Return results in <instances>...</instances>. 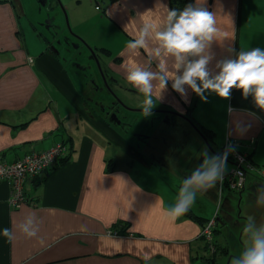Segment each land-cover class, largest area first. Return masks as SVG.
<instances>
[{
	"label": "crops",
	"instance_id": "1",
	"mask_svg": "<svg viewBox=\"0 0 264 264\" xmlns=\"http://www.w3.org/2000/svg\"><path fill=\"white\" fill-rule=\"evenodd\" d=\"M77 2L73 26L84 43L72 37L73 44L55 19L47 39L23 8L0 0V155L13 162L66 145L63 163L25 183L30 205L12 209L10 186L0 182V264H197L201 229L182 217L179 202L220 225L233 210L231 192L240 197L248 187L250 218H264V0H194L202 29L191 63L171 43L169 0H93L89 18ZM99 28L110 36L120 31L121 49L115 37L100 38ZM78 43L105 57L100 75L93 58L83 69L78 63L77 72L63 60L61 53L80 49ZM118 79L146 108L133 111L158 113L147 121L162 138L158 153L149 139L138 145L115 129L127 126L115 111L123 107L115 97ZM149 101L158 104L149 108ZM188 114L210 130L209 141L183 117ZM180 119L196 134L192 153L209 164L197 177L191 174L192 198L173 186L187 185L179 175L186 177L190 158L183 168L171 141H163L172 132L173 142L185 143V132L175 128ZM228 141L248 151L256 167L238 192L220 184L232 167L219 155ZM109 159L114 164L106 173ZM118 220L129 222V235L114 234ZM234 225L242 236L247 226ZM231 259L241 264L245 257Z\"/></svg>",
	"mask_w": 264,
	"mask_h": 264
},
{
	"label": "rangeland",
	"instance_id": "2",
	"mask_svg": "<svg viewBox=\"0 0 264 264\" xmlns=\"http://www.w3.org/2000/svg\"><path fill=\"white\" fill-rule=\"evenodd\" d=\"M14 3H16V7L20 9H24V13L27 14L28 20L33 22L36 25V29L40 32L41 35L46 37L47 39L52 38V28L51 22L52 19H55L56 24L59 23L62 26V34L70 35L69 37H75L78 39V41L81 39L75 32L73 22H74V14L75 12L79 9L77 5L79 0H12ZM80 6L81 8H85V10L88 9V18L90 17V14L94 10V5L91 4L93 3V0H80ZM89 3V4H88ZM82 9L81 11H83ZM27 18L24 16L21 17V22L26 23ZM50 22V23H49ZM89 26L92 24L95 26V22L89 21ZM49 24V26H47ZM112 29V28H111ZM96 31L99 32L100 38H103V34L108 38V37H115V41H117V46L118 49H121V44L123 43L122 36H120V31H116L112 29L110 32H112V35L110 36L107 30H103L101 28L97 29ZM95 34V31H94ZM119 36V38H118ZM35 38V37H34ZM80 38V39H79ZM73 44L77 42L75 39H71ZM82 43L84 41L80 40ZM80 46V49L76 47H72L73 49L76 48V51H72L70 53H61L63 60H67L70 63V67H74V71L77 72V64L81 63L82 69L84 68V63H86V60L91 61V58L93 60L91 61L92 64H94V70L96 67V71L98 72V75L101 74L100 72V64L105 63V57L100 55L99 53V58L97 59L96 54L93 55L92 51L93 48L89 47L86 45V49L81 43H78ZM72 48H70L72 50ZM90 51L91 53H89ZM92 56V57H91ZM98 68V69H97ZM81 70V69H80ZM99 70V71H98ZM79 74L82 77V72L80 71ZM98 75H96V78L98 80ZM91 74H88V77H90ZM102 82L104 81V78H102ZM122 82L127 83L126 81H120L118 79V85L117 90H115V97L116 99L120 102V104L123 106L122 108L117 107L115 111H118L116 116H118V119L120 118L122 121L126 123V127L123 128L122 126L116 127L115 129L122 134V137L127 138V139H133L134 142H138L136 144L138 145H144V141L146 139H149V142L152 141V143L155 145L157 149H155V152L158 153V147L162 146V138L160 136V133H156V128H152L150 122L154 118H157L158 113H141L138 111H133L134 109H141V108H135V107H143L144 109L145 106L144 104L134 102L130 97L127 96V94L124 90L128 87L125 86ZM83 88V84L80 88V91ZM130 88V87H129ZM133 88V87H132ZM134 89V88H133ZM110 98H114V95L111 94ZM145 102V101H144ZM147 103V102H145ZM158 104L156 101L151 102L149 101L147 107H155V105ZM142 108V109H143ZM147 108V109H149ZM166 108V107H165ZM161 109V108H159ZM159 112L164 113L163 109L160 110ZM153 115V116H152ZM165 115V113H164ZM190 119H192L194 122L195 119L191 114H188ZM150 121V122H147ZM197 123V122H196ZM176 132H185V143H180L179 140L174 141L171 138L174 133L168 132L165 135V138L163 141H171L172 143V151L176 152L177 158L176 162L179 161L183 164L185 167V162L189 161L190 158V165L189 167H186V177L184 174L181 172V181L186 182L187 185L179 186V185H173L174 188L177 190L178 194L192 198L193 195L197 196V194H193V189H188L187 186L194 187L196 188V184L191 181V174L194 173V177H197L201 171L199 170H209V164L206 160H199V154H193L192 152L195 150V139H196V134L193 130V128L189 125L186 124L184 120L180 119L179 122L175 124ZM117 126V125H116ZM198 133V132H197ZM199 134V133H198ZM135 137L140 138V140H137ZM205 141V139H203ZM177 144L175 148L173 146ZM204 144H206L204 142ZM208 154V153H206ZM210 157H212L211 154H208ZM159 161V160H158ZM200 163V165H199ZM199 165V166H198ZM198 166V167H197ZM264 182V181H263ZM248 182L246 184V187L248 186ZM217 186L220 187L219 183H217ZM227 190V189H226ZM229 191V190H227ZM238 192V191H235ZM249 193L248 187L246 188L245 192H242V195L238 193H233L231 192L230 198L232 200L233 204V212H229V216L227 217V220L221 221L220 225H217L218 229V244L224 248V252L221 254H217L215 261L213 263H208L206 260H211L213 259L214 252H215V247L212 244L213 249L208 246V242L204 239L202 242V245L206 246V250L201 251L200 255L197 256L198 262L197 264H234V259H231L232 256L238 257V259H244L243 263L241 264H248V257L250 254V250L252 247L248 246V243L251 240H254V243H260L264 242V218L263 216L260 218L258 215L254 219L253 216L250 218V214L248 212V206L245 204V198L247 197ZM185 197V198H186ZM221 197H218V201H220ZM185 200V199H184ZM186 201V200H185ZM217 205V204H216ZM223 216V215H222ZM220 217V216H219ZM239 220L240 222L244 223L247 227L242 228V231H244V234L241 236V232L236 229V226L234 223ZM223 222V223H222ZM215 225V224H214ZM243 225V224H242ZM262 232V235H261ZM252 235L254 238L249 240L248 236ZM264 244V243H263ZM250 247V249L248 248ZM231 259V261H230Z\"/></svg>",
	"mask_w": 264,
	"mask_h": 264
},
{
	"label": "trees",
	"instance_id": "3",
	"mask_svg": "<svg viewBox=\"0 0 264 264\" xmlns=\"http://www.w3.org/2000/svg\"><path fill=\"white\" fill-rule=\"evenodd\" d=\"M169 8H170V18H171V43L175 48L181 49L186 52L188 59L191 62L192 61V43L197 40L201 34V23L197 15V10L195 6L194 0H169ZM192 71H193V76L197 74L195 67L192 65ZM186 120L188 119L189 122L197 127V130H199L200 134H203L204 137L207 138V140L211 137L210 130L200 126L199 124L195 123L188 115L183 116ZM209 141V140H208ZM62 143L65 148L62 154L54 161V163L47 169L44 170L47 171L51 168H54L56 165H59L63 163L66 159H63L64 153L66 152V145L64 142ZM225 147L222 148V151L220 150V157L223 155V150ZM237 151L239 153L245 154L246 156V161L249 164L248 168L244 169L246 174L248 170L252 168H256L249 160V152L248 151H243L238 146L234 144H226V152H227V158L226 162L229 161V159L232 156L233 151ZM221 159V158H220ZM107 162V167L105 169L106 173H109L112 171V166L114 164L113 159H109L106 161ZM222 162V161H221ZM225 162V163H226ZM112 165V166H111ZM256 165V164H255ZM111 166V167H110ZM257 166V165H256ZM44 172H41L44 173ZM40 175V174H39ZM38 176V175H37ZM36 177V176H35ZM263 177V176H262ZM225 186V185H223ZM227 190L228 187L225 186ZM24 191H25V186H24ZM231 191V190H230ZM233 191V190H232ZM235 192V191H234ZM178 211L182 215L183 218L189 219L196 224L199 225L200 229L202 230L205 225L208 223V221H211L213 218L210 219H204L203 217H200L193 213V211L184 203V202H179L178 206ZM214 220V219H213ZM214 227L212 229V236H213V245L215 247V252L213 259L211 260H206L208 263H213L215 261L216 255L221 254L224 252V248H222L219 244L217 239L215 238L218 234V229L217 224L214 220ZM112 231L116 235H129V229H130V224L129 222L118 220L114 222L111 226ZM199 240L203 242L204 236L201 235L199 236ZM203 251L206 250V246L203 245ZM193 260V258H192ZM250 264H264V245L260 244L259 246H256L252 248L250 252Z\"/></svg>",
	"mask_w": 264,
	"mask_h": 264
},
{
	"label": "built area",
	"instance_id": "4",
	"mask_svg": "<svg viewBox=\"0 0 264 264\" xmlns=\"http://www.w3.org/2000/svg\"><path fill=\"white\" fill-rule=\"evenodd\" d=\"M226 144H234L237 146L238 143L236 141H228ZM64 148L65 146L62 143H56L42 152L26 154L13 162L5 161L0 155V182L5 181L10 186L9 205L12 209L16 210L24 205L31 204V200L25 195V183L49 168L62 154ZM223 152L221 161L225 163L227 161L226 145ZM229 161L232 163V167L227 174L221 177L220 184H224L229 190L240 191L244 188L246 181V172L244 169L248 168L249 164L246 161L245 154L239 153L236 150L233 151ZM213 227L214 220H211L201 230V235L204 236V239L208 242V246L212 249Z\"/></svg>",
	"mask_w": 264,
	"mask_h": 264
},
{
	"label": "clouds",
	"instance_id": "5",
	"mask_svg": "<svg viewBox=\"0 0 264 264\" xmlns=\"http://www.w3.org/2000/svg\"><path fill=\"white\" fill-rule=\"evenodd\" d=\"M222 164H223V163H222ZM225 174H227V173H225V172H224V173H222V174H221V177H222L223 175H225ZM222 185H224V184H222Z\"/></svg>",
	"mask_w": 264,
	"mask_h": 264
},
{
	"label": "water",
	"instance_id": "6",
	"mask_svg": "<svg viewBox=\"0 0 264 264\" xmlns=\"http://www.w3.org/2000/svg\"><path fill=\"white\" fill-rule=\"evenodd\" d=\"M93 53V52H92ZM204 136V135H203ZM204 139L206 140V137H204ZM207 141V140H206Z\"/></svg>",
	"mask_w": 264,
	"mask_h": 264
}]
</instances>
